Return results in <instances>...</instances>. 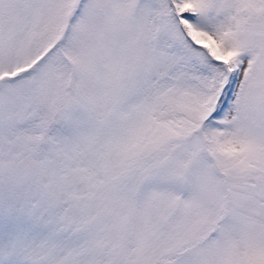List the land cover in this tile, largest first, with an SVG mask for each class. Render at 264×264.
Masks as SVG:
<instances>
[{
    "label": "snow or ice",
    "instance_id": "snow-or-ice-1",
    "mask_svg": "<svg viewBox=\"0 0 264 264\" xmlns=\"http://www.w3.org/2000/svg\"><path fill=\"white\" fill-rule=\"evenodd\" d=\"M0 264H264V0H0Z\"/></svg>",
    "mask_w": 264,
    "mask_h": 264
}]
</instances>
